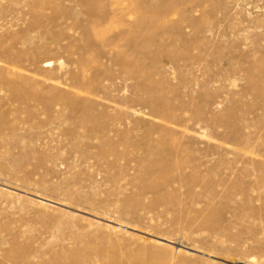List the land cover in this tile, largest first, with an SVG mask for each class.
Instances as JSON below:
<instances>
[{"label":"rangeland","instance_id":"obj_1","mask_svg":"<svg viewBox=\"0 0 264 264\" xmlns=\"http://www.w3.org/2000/svg\"><path fill=\"white\" fill-rule=\"evenodd\" d=\"M0 264H264V0H0Z\"/></svg>","mask_w":264,"mask_h":264}]
</instances>
